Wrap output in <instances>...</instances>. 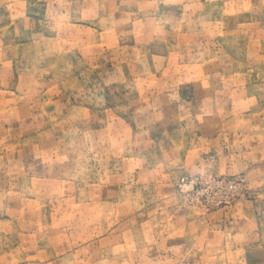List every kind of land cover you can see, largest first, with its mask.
<instances>
[{
	"label": "rangeland",
	"instance_id": "374dc122",
	"mask_svg": "<svg viewBox=\"0 0 264 264\" xmlns=\"http://www.w3.org/2000/svg\"><path fill=\"white\" fill-rule=\"evenodd\" d=\"M159 99L165 105L156 112ZM185 102L190 119L202 111L204 148L219 139L229 151L236 141L264 161V0H0V264L60 263L71 238L77 264H130L119 259L129 248L101 244L87 262L77 252L87 242V203L96 206L100 175L109 183L153 168L176 185L179 200L166 203L168 216L221 212L187 204L178 182L186 174L232 175L179 172L182 158L164 164L157 157L174 124L157 115L169 117ZM80 148V169L70 175ZM234 175L247 179L236 210L247 211L241 217L255 235L227 238L214 254L203 250L205 238L201 247L178 238L159 263L131 264H264V170L252 181L247 172ZM158 196L144 189L130 207L114 205L122 213L112 222L150 218Z\"/></svg>",
	"mask_w": 264,
	"mask_h": 264
},
{
	"label": "crops",
	"instance_id": "0c3cea01",
	"mask_svg": "<svg viewBox=\"0 0 264 264\" xmlns=\"http://www.w3.org/2000/svg\"><path fill=\"white\" fill-rule=\"evenodd\" d=\"M198 87V94L201 98L198 105L199 108H202V88L201 86ZM164 105L165 103L162 99H159L156 112L158 109L160 111L163 110ZM178 107H180V109L176 110L175 114L170 115L169 117H158V115L156 117L157 122H160V120H165L166 123L174 121L172 130L167 133L166 138L169 147L161 153L158 152L157 156L158 158L160 157L159 159L164 164H169L175 159L182 158L177 167L179 172L181 171L179 166H182L183 170L194 173L197 171L199 172L202 169L214 170L215 172L223 173L225 175L247 172L251 181L256 177V174L260 175L261 172H263V154L261 152H256L255 148L242 147L236 149V141H234V145L231 147L232 149L226 151L223 142L219 139H209V142H211L210 145L207 143L206 148H204L205 139L202 137V111L198 115H195L197 119L193 120L190 119L192 115L190 114L191 110L189 104H186L185 102ZM186 121L189 122L186 124H189L190 126L181 129L180 125H183ZM204 126H206V123H204ZM209 127H214V119L208 121L206 128L208 129ZM180 130H183V138L178 137L181 132ZM194 130H198L199 133H194ZM199 134L201 135L198 136ZM192 135L194 136L191 137ZM76 138L77 137H72L69 139L68 145L70 143L72 146L76 145L77 142L74 141ZM104 139H108V137H104ZM81 157H83V151L80 148L77 153V165L74 169L70 170V175H74L79 171L80 166H78V161H80ZM140 172V174H135L130 177L128 176L127 171L124 174L115 177L119 180L109 183L104 181L103 177L100 175V179H97V181L98 185L102 182V187L92 186V189L98 191V200L95 201V199H93L94 204H92L97 207L91 206V203H87V210H93L92 213L91 210L90 212H87V242L80 248H77V252L83 251L86 253V262L90 261L89 253L91 251L94 253L97 252V254L102 252L100 251L101 244L103 246L111 245L113 249H133V253H129L128 255L122 254L120 256L119 259H122L124 263H141L139 260L159 263V257L160 260H162L164 258L163 253L167 251V244L174 243L178 238L179 241L183 240L189 245L199 243L200 247L202 238H205V248L203 250L207 253L214 254L217 251L224 249L227 244V238L232 236H235L234 238H249L251 235H255L253 234L254 232L251 224L246 220V216L245 218L241 217V214H246L247 211L243 208L241 210L240 208L236 210L238 205L230 208H222V210H220L221 212L216 211L204 216L198 214H195L190 218L184 215L178 217H173L174 215L168 216L165 214V211L168 209L166 203L171 201L176 203L177 200H179L176 195V185H173V183L164 179H160L158 171L153 168L147 171L142 170ZM133 179L135 180L132 182ZM144 180L148 181L150 184H147L146 186ZM128 182L130 183L128 184ZM251 184L252 183H249L250 186ZM88 187V189H91L90 184H88ZM128 188L130 190H127ZM144 189L151 190L154 193V196L155 190H158L159 196L157 198L160 201V207L158 208L157 213L150 215V218L144 220H140L138 214H132L127 219L124 227L113 223L112 218L115 216L119 217L122 213L121 211H117L116 213L113 206L129 205L130 207L134 200V195L137 193L143 195ZM30 191L33 198L35 195L38 197L41 196V192L37 193L32 189ZM88 197H91V191H88ZM154 206L155 203L153 204V207ZM244 206L248 207L249 203L246 202ZM99 209L102 214H98ZM176 209L183 210L178 205L176 206ZM167 211L169 212V210ZM234 211L235 214L237 213L236 215H240V219H232ZM128 213L126 211V213L123 214ZM250 217L253 219L252 216ZM96 224H98L97 227H95ZM70 225H72V229L74 226H78V219L72 216ZM176 227L177 231L174 230ZM12 229L13 227L10 225L6 227V230L8 231ZM57 233L64 235L65 232L63 229ZM96 237L99 238L95 240ZM224 237L226 238L223 239ZM96 243H98V246H96ZM62 247L61 252L65 251L66 253L60 257V263H47V260L45 262L41 260V263L38 264H64L62 261L65 257H67L66 259L69 258L74 261V263L68 264L79 263L76 261L77 257L75 254H73L75 252L73 238L70 239L67 247H64V245H62ZM193 250L197 251L195 248H193ZM148 252H154L155 256L148 257ZM165 259L167 260L166 256Z\"/></svg>",
	"mask_w": 264,
	"mask_h": 264
},
{
	"label": "built area",
	"instance_id": "2783aa9c",
	"mask_svg": "<svg viewBox=\"0 0 264 264\" xmlns=\"http://www.w3.org/2000/svg\"><path fill=\"white\" fill-rule=\"evenodd\" d=\"M178 187L187 204L205 211L233 207L248 196L244 175L186 174L180 178Z\"/></svg>",
	"mask_w": 264,
	"mask_h": 264
}]
</instances>
